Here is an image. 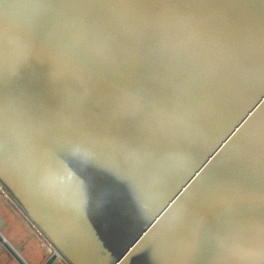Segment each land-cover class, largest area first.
Here are the masks:
<instances>
[{
	"label": "water",
	"instance_id": "95a60500",
	"mask_svg": "<svg viewBox=\"0 0 264 264\" xmlns=\"http://www.w3.org/2000/svg\"><path fill=\"white\" fill-rule=\"evenodd\" d=\"M0 190L66 264H262L264 0H0Z\"/></svg>",
	"mask_w": 264,
	"mask_h": 264
},
{
	"label": "rangeland",
	"instance_id": "374dc122",
	"mask_svg": "<svg viewBox=\"0 0 264 264\" xmlns=\"http://www.w3.org/2000/svg\"><path fill=\"white\" fill-rule=\"evenodd\" d=\"M0 194H3L1 190H0ZM7 215L8 213L6 212L5 213L0 212V218L4 219V217H6ZM1 228L8 230L15 237L18 236V239L16 241L19 242L22 241L23 244L29 247V256L26 255L25 251L22 250L20 251L17 249L18 253H20V255L23 257V260L25 259L26 263L34 264L35 260L41 262L47 259V261L52 262V264H66L64 260L53 254V249L48 245V243L44 239H41V237L38 236L37 238H35L34 233L32 234L34 236L32 237L29 236L28 231L27 230L23 231L22 227L19 226L18 224L11 222L9 224L8 229L5 226L4 227L1 226ZM13 240L15 239L13 238ZM34 241L36 242V245ZM42 243L43 244L47 243V248L41 245ZM0 264H20L19 261L9 252V250L1 244V242H0Z\"/></svg>",
	"mask_w": 264,
	"mask_h": 264
},
{
	"label": "crops",
	"instance_id": "0c3cea01",
	"mask_svg": "<svg viewBox=\"0 0 264 264\" xmlns=\"http://www.w3.org/2000/svg\"><path fill=\"white\" fill-rule=\"evenodd\" d=\"M0 212L8 213V215L6 217H4V219L0 218V235L6 240V242L13 249H16V250L18 249L20 251L21 250L25 251L26 255L29 256V247L27 245L23 244L22 241H20V242L16 241L18 239V236L17 237L13 236V234H11L8 230L2 229L1 226H3V227L5 226L8 229L9 228V224L11 222L12 223L14 222V223L18 224L19 226H21L23 231L27 230L28 233H29V236L32 237V236L35 235V238H37V236L41 237V239H44V238L36 231V229L27 220V218L16 208V206L4 194H0ZM33 233H34V235H32ZM13 238L15 240H13ZM33 239H34V237H33ZM35 245H36V242H35ZM41 245H43L44 247L47 248V243L46 244L42 243ZM24 261H25V259H24ZM47 262H48L47 259H45V260H43L41 262L35 260L34 264H45ZM26 264H28V263H26Z\"/></svg>",
	"mask_w": 264,
	"mask_h": 264
},
{
	"label": "snow or ice",
	"instance_id": "6c2138e0",
	"mask_svg": "<svg viewBox=\"0 0 264 264\" xmlns=\"http://www.w3.org/2000/svg\"><path fill=\"white\" fill-rule=\"evenodd\" d=\"M208 252H209V249L207 247H205L204 249H202V254L203 255L206 256L208 254ZM262 264H264V259H262Z\"/></svg>",
	"mask_w": 264,
	"mask_h": 264
},
{
	"label": "built area",
	"instance_id": "2783aa9c",
	"mask_svg": "<svg viewBox=\"0 0 264 264\" xmlns=\"http://www.w3.org/2000/svg\"><path fill=\"white\" fill-rule=\"evenodd\" d=\"M49 245V244H48ZM50 246V245H49ZM51 247V246H50ZM52 248V247H51ZM57 257H59V256H57ZM59 258H61V257H59ZM62 259V258H61ZM45 264H52V262H47V263H45Z\"/></svg>",
	"mask_w": 264,
	"mask_h": 264
}]
</instances>
